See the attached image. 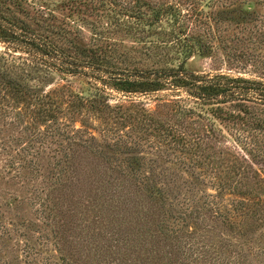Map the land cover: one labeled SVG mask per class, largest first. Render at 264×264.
Masks as SVG:
<instances>
[{
	"label": "trees",
	"instance_id": "16d2710c",
	"mask_svg": "<svg viewBox=\"0 0 264 264\" xmlns=\"http://www.w3.org/2000/svg\"><path fill=\"white\" fill-rule=\"evenodd\" d=\"M260 7L0 0V43L29 58L0 55V238L12 249L2 264H264ZM194 57L215 69L189 70ZM54 74L88 79L93 94L28 83L49 86ZM165 91L151 111L134 99ZM113 94L130 103L112 105ZM88 119L126 157L106 158L96 194L76 196L71 209L84 182L78 158L102 155L93 135L75 138ZM127 125L135 134H122ZM72 211L86 217V237L69 253Z\"/></svg>",
	"mask_w": 264,
	"mask_h": 264
},
{
	"label": "rangeland",
	"instance_id": "374dc122",
	"mask_svg": "<svg viewBox=\"0 0 264 264\" xmlns=\"http://www.w3.org/2000/svg\"><path fill=\"white\" fill-rule=\"evenodd\" d=\"M244 8H248V7L244 6ZM258 11L261 13H264V8L260 7L258 8ZM4 54L8 60L16 59L17 61L16 63H18V61H22L23 59L24 60L29 59L27 58V55H25L24 53H20L17 51L14 52L13 49L9 48L4 43H0V55H4ZM186 67L189 70L194 71L196 73L212 72V70L215 69V67L212 64V61L206 57L191 58L190 60L187 61ZM247 71H251V68L248 69ZM49 73L50 71L46 72V75ZM248 74L244 75V77H250ZM52 78H53L52 79L53 83L50 84L49 86L46 84L42 85L40 84L39 81H33V80H29L28 83L31 86H41V87L45 86L44 88L46 92L47 91L50 92L57 88L60 90V88L66 87L67 89H70L71 91L79 92L87 96H90L93 94V91L91 90V88L93 87L91 85L92 83L88 79H85L83 77H79V76L60 77L54 74ZM113 95H114L113 97H110V103L112 105H115V104L128 105L130 103L129 99L122 97L121 95H117V94H113ZM170 95H172L170 92L165 91V92H161L155 95L143 96L139 98L137 97L138 99L137 98H134V99H136L137 104H138V101H140L142 103L143 108H145L147 111H151L156 106V103H157L156 98L162 97V99H168L167 96H170ZM84 120H86V117L84 118ZM63 121L65 120L61 119V122ZM127 126L128 128L124 129L122 131V134H124L125 132L130 133V134L132 133L131 127L129 125ZM75 127L80 128V125L78 122L75 123ZM101 129H102L101 125H99L97 122L93 120L88 119L87 127L84 128L86 132L84 131V133H80L79 135L75 137L76 140H78L81 138V135H83L84 139L89 135H93L96 138V144L94 143L93 146L94 148L101 146L100 150L102 151V155L96 154L94 152L86 151L85 153H81V156L78 158L77 163L79 166L83 168L82 170L84 174V178H83L84 182H83V185L80 186V189H77L74 202L71 203V209H74V206L76 207V201H77L76 196L80 195L83 200V199H87L86 198L87 196H92L96 194V191L98 188L97 178L101 180L106 175L105 173L107 172L106 171L107 164L105 160L106 158L108 157L111 158L115 156V158L118 161H121L122 159L126 157L124 154L121 153L124 150V148L116 150L114 146L111 147L113 145V141L110 138L105 139L106 141H101V137H103V135L101 134ZM132 134H135V133L133 132ZM15 135H17V132H15ZM110 136L113 138L117 137V136H112V135ZM66 143H67L66 140H64L63 144L66 145ZM108 144H109L108 147H111L109 150L104 147V145H108ZM145 153L146 152H143L144 155ZM43 165L45 166L44 163ZM94 180H96V182ZM250 182L249 184H251ZM12 184L14 183L12 182L8 186V191L16 196L22 195L21 192L18 191L20 189V185L16 183L14 185ZM3 191L5 190L1 187L0 193H2ZM199 195H202V194H199ZM79 208L82 209L80 205H79ZM22 209L24 208L22 207ZM17 212L19 213L20 216L24 217L26 214V216L29 218V215L26 212V209L21 210V211L18 210ZM16 215L19 216L18 214ZM30 218H32L31 215H30ZM85 219L86 217L82 215L80 212L75 213V211H72L65 215L63 224L65 225L66 229L68 228L67 230L72 232V234H69L70 235L69 236L70 238H68L69 242L67 241L66 243V247L68 248L69 253H72V251L80 245V244H77V241H79V243L83 242V239H85L86 237L85 235L80 234L81 227L79 228V225H81ZM11 251L12 249L10 247V244L8 245L5 240L0 238V264H2L3 260L9 258V253H11Z\"/></svg>",
	"mask_w": 264,
	"mask_h": 264
}]
</instances>
